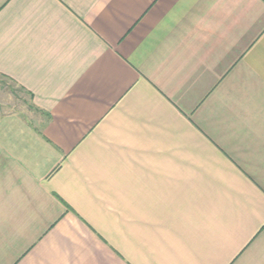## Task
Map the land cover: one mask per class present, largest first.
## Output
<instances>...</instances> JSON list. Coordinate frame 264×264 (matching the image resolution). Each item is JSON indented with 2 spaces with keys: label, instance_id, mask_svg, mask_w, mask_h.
<instances>
[{
  "label": "crops",
  "instance_id": "1",
  "mask_svg": "<svg viewBox=\"0 0 264 264\" xmlns=\"http://www.w3.org/2000/svg\"><path fill=\"white\" fill-rule=\"evenodd\" d=\"M0 264H264V0H0Z\"/></svg>",
  "mask_w": 264,
  "mask_h": 264
},
{
  "label": "rangeland",
  "instance_id": "2",
  "mask_svg": "<svg viewBox=\"0 0 264 264\" xmlns=\"http://www.w3.org/2000/svg\"><path fill=\"white\" fill-rule=\"evenodd\" d=\"M28 102L23 93L12 83L0 78V109L2 111H27Z\"/></svg>",
  "mask_w": 264,
  "mask_h": 264
}]
</instances>
